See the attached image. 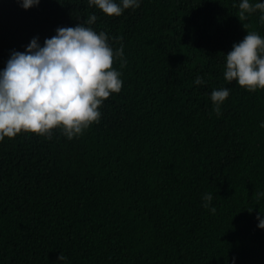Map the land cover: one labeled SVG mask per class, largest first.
<instances>
[{
  "label": "trees",
  "instance_id": "obj_1",
  "mask_svg": "<svg viewBox=\"0 0 264 264\" xmlns=\"http://www.w3.org/2000/svg\"><path fill=\"white\" fill-rule=\"evenodd\" d=\"M240 2L139 0L109 17L88 0H0V72L34 38L43 47L77 24L126 61L113 63L121 91L78 137L0 141V264H264V196L253 198L264 193V90L224 79L233 45L247 31L264 38V13L240 21Z\"/></svg>",
  "mask_w": 264,
  "mask_h": 264
},
{
  "label": "clouds",
  "instance_id": "obj_2",
  "mask_svg": "<svg viewBox=\"0 0 264 264\" xmlns=\"http://www.w3.org/2000/svg\"><path fill=\"white\" fill-rule=\"evenodd\" d=\"M27 10L37 6L40 0H18ZM109 17H118L126 9L139 8V0H88ZM264 13V3L241 0L238 19L245 21L257 11ZM97 20L90 15L85 21L91 25ZM264 24V14L260 16ZM244 30L251 25L242 24ZM34 38L25 52H12L5 69L0 72V141L12 139L20 133H31L52 138L53 130H62L71 140L101 117L98 110L103 101L122 88L121 73L113 69L114 59H123V46L115 52L108 44V36L91 27L77 24L75 27L57 28L56 35L44 41L40 47ZM224 79L237 82L249 92L264 90V38L255 31H247L244 39L233 45L226 56ZM194 83H204L197 76ZM229 90H214L211 101L214 111L220 115V105L228 98ZM264 127V123L261 124ZM264 196L254 193L253 198ZM203 206L208 209L211 194H205ZM215 214V207L210 208ZM252 211V210H251ZM249 211V212H251ZM259 228L264 229V219ZM66 257L61 253L58 262Z\"/></svg>",
  "mask_w": 264,
  "mask_h": 264
}]
</instances>
